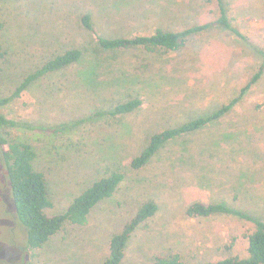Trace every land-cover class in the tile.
<instances>
[{"label":"rangeland","instance_id":"obj_1","mask_svg":"<svg viewBox=\"0 0 264 264\" xmlns=\"http://www.w3.org/2000/svg\"><path fill=\"white\" fill-rule=\"evenodd\" d=\"M233 23L247 38L218 27L191 37L178 52L98 51L80 25L95 16L101 33L150 34L159 27L183 31L215 22L216 2L207 0H13L0 5L1 96L65 51L97 55L32 83L0 109L23 121L14 136L38 155L53 203L49 215L67 212L74 199L113 170L125 179L82 225L66 224L43 249H32L14 217L11 192L0 164V264H103L110 241L148 202L158 212L129 241L122 264H153L178 253L188 264L249 258L255 224L231 216L190 218L195 202L233 199L264 220V75L239 104L197 131L177 137L145 167L132 160L151 135L206 119L225 108L259 70L255 46L264 48V0H225ZM93 78V80H91ZM132 98L143 105L125 116L114 107ZM221 197V198H220ZM235 202V201H234Z\"/></svg>","mask_w":264,"mask_h":264},{"label":"trees","instance_id":"obj_2","mask_svg":"<svg viewBox=\"0 0 264 264\" xmlns=\"http://www.w3.org/2000/svg\"><path fill=\"white\" fill-rule=\"evenodd\" d=\"M13 0H0V5ZM216 2L219 16L215 22L200 24L183 31L159 27L150 34L143 35H116L109 36L101 33L96 28L95 16L102 18L100 13H85L80 17L81 28L96 43V48L103 53H125L130 50H143L147 53L158 51L178 52L184 49L191 37L210 31L216 27L226 30L242 39L247 37L241 33L240 28L233 23L230 17L228 5L225 0H207ZM5 22L0 21V32L4 31ZM254 55L262 64L254 73L248 83L243 86L238 96L233 98L229 104L219 112L206 119H198L179 125L174 128L164 129L150 136L145 149L132 160L131 166L134 170L145 167L164 147L177 137L191 134L205 126L212 120L220 118L234 105L239 104L245 96L258 84L264 75V48L255 46ZM90 52L80 48L65 51L45 63L42 67L30 74L11 97L1 96L0 109L10 104L21 92L41 78L57 71L72 68L89 61L98 62L99 56L89 55ZM6 56V52L0 43V61ZM93 80V78H91ZM143 101L132 98L117 104L112 116H125L139 110ZM23 121L9 119L0 113V164L4 171V181L10 189L13 204V214L25 227L28 246L32 249H43L50 240L56 236L66 224L82 225L86 222L88 215L103 201L113 197L118 192L125 175L120 170H113L104 178L96 181L84 192L78 195L67 212L60 215H49L47 211L52 208L53 203L49 193V181L46 174L36 168L38 155L35 148L27 141H22L14 136L13 130L23 128ZM221 198V197H220ZM240 195L234 196L232 200L221 198L214 202H195L191 204L186 213L190 218H212L219 216H231L241 220L253 222L255 230L248 235L249 258L229 257L215 262L201 264H264V220L255 217L254 212L243 211L238 208L236 201ZM235 201V202H234ZM158 206L154 202L145 203L136 213L135 217L125 225L122 232L113 236L110 241L109 257L103 264H122L126 248L134 233L155 216ZM153 264H188L180 254L173 253L165 256H157Z\"/></svg>","mask_w":264,"mask_h":264}]
</instances>
